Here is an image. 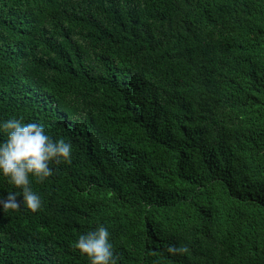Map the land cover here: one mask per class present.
<instances>
[{"label": "trees", "instance_id": "1", "mask_svg": "<svg viewBox=\"0 0 264 264\" xmlns=\"http://www.w3.org/2000/svg\"><path fill=\"white\" fill-rule=\"evenodd\" d=\"M13 118L73 151L0 210V264H89L98 226L118 264H264V0H0Z\"/></svg>", "mask_w": 264, "mask_h": 264}, {"label": "clouds", "instance_id": "2", "mask_svg": "<svg viewBox=\"0 0 264 264\" xmlns=\"http://www.w3.org/2000/svg\"><path fill=\"white\" fill-rule=\"evenodd\" d=\"M0 133L6 137L0 142V175L20 190L0 197V210L23 209L36 213L41 209L42 201L33 191L29 177L42 183L52 175L50 164L71 163L73 147L62 138L53 140L35 121L24 124L19 119H9L0 123ZM109 237L108 229L98 226L79 235L73 247L87 257L89 264H118L119 257L114 253ZM164 251L182 255L188 253L189 248L169 244Z\"/></svg>", "mask_w": 264, "mask_h": 264}]
</instances>
